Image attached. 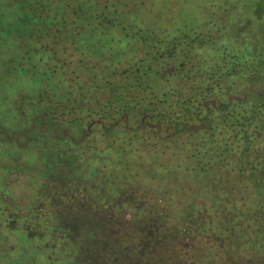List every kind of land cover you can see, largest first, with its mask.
I'll return each instance as SVG.
<instances>
[{"label": "trees", "instance_id": "trees-1", "mask_svg": "<svg viewBox=\"0 0 264 264\" xmlns=\"http://www.w3.org/2000/svg\"><path fill=\"white\" fill-rule=\"evenodd\" d=\"M105 1L16 0L20 14H32L17 15V35L34 38L23 27L31 23L52 40L43 52L59 42L67 57L44 68L47 57L35 56L19 69L42 86L23 144L47 155L51 181L99 186L107 204L137 168L180 173L181 181L192 171L213 189L221 219L212 246L224 263L264 264V79L242 91L236 79L260 55L233 53L234 32L219 28L161 35L131 26ZM263 12L258 0L253 14ZM116 27L122 42L108 39ZM34 45L16 46V59H30L24 53L39 52ZM216 256L193 258L215 264Z\"/></svg>", "mask_w": 264, "mask_h": 264}, {"label": "rangeland", "instance_id": "rangeland-1", "mask_svg": "<svg viewBox=\"0 0 264 264\" xmlns=\"http://www.w3.org/2000/svg\"><path fill=\"white\" fill-rule=\"evenodd\" d=\"M257 1L105 2L119 19L161 35L209 28L234 32L233 53H244L246 59L252 51L260 55L256 63L244 62L248 70L236 78L242 81V91L246 82L258 86L264 79V62L260 64L264 59V12L259 17L253 14ZM17 15L31 19L32 14H20L16 0H0V212L16 219L0 225L2 264H48V260L52 264H207L208 260H196L193 255L206 257L208 252L218 255L213 257L215 264H225L221 249L212 246L215 234L211 227L221 219L214 217L213 189L204 180L194 179L192 171L181 181L180 173L168 177L159 170L153 177L147 165L137 168L121 190L109 193V204L99 186L78 190L45 176L47 155L23 144L37 109L34 98L42 86L19 69L35 56L47 57L44 68L48 62L64 64L67 57L58 53L59 42L43 52L41 45L50 48L52 40L38 36L41 32L35 34L31 23L23 27L39 39L22 40L17 35ZM123 33L119 27L113 28L108 39L122 42ZM26 45L40 50H25L24 56L30 55L27 61L16 59V46L24 49Z\"/></svg>", "mask_w": 264, "mask_h": 264}, {"label": "flooded vegetation", "instance_id": "flooded-vegetation-1", "mask_svg": "<svg viewBox=\"0 0 264 264\" xmlns=\"http://www.w3.org/2000/svg\"><path fill=\"white\" fill-rule=\"evenodd\" d=\"M78 190H79V189H78ZM0 209L2 210L3 207L0 206ZM6 221H8V222H10V223H14V222H16L15 216H9V215H8L7 218H6V217H4V213H3V212H0V225L5 224ZM61 235H62V234H61ZM62 236H64V235H62ZM66 236H68V235H66ZM3 258H4V257L0 258V264H2V259H3ZM49 258H50V257H49ZM115 261H117V260H115ZM48 264H52V260H51V261L48 260ZM98 264H101V263H98ZM102 264H108V263L102 262ZM109 264H110V263H109ZM113 264H116V262L113 263Z\"/></svg>", "mask_w": 264, "mask_h": 264}]
</instances>
